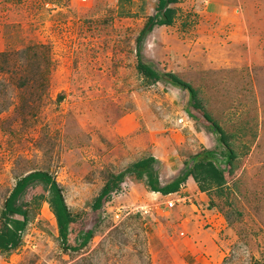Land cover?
Instances as JSON below:
<instances>
[{
    "label": "rangeland",
    "instance_id": "obj_1",
    "mask_svg": "<svg viewBox=\"0 0 264 264\" xmlns=\"http://www.w3.org/2000/svg\"><path fill=\"white\" fill-rule=\"evenodd\" d=\"M156 1L0 0V227L16 180L34 170L56 179L76 217L61 242L46 188L29 186L19 199L28 213L21 243L0 252V264L182 257L189 197L169 208V199L186 195L161 197L145 177H116L152 155L163 185L194 158L224 151L189 91L164 73L195 89L235 154L201 213L200 225L218 231V264H264V0L173 4L172 24L155 27L139 49L163 76L151 81L138 70L136 38ZM124 181L125 193L111 198ZM121 207L132 211L115 219Z\"/></svg>",
    "mask_w": 264,
    "mask_h": 264
},
{
    "label": "trees",
    "instance_id": "obj_2",
    "mask_svg": "<svg viewBox=\"0 0 264 264\" xmlns=\"http://www.w3.org/2000/svg\"><path fill=\"white\" fill-rule=\"evenodd\" d=\"M179 0H157L154 6L155 13L147 18L146 23L140 30L136 38V58L139 72L151 81H156L164 76L170 83L189 91L192 106L198 109L203 117L210 123L213 130L218 133V140L223 146L221 155L208 152L211 158H194L190 167L186 165V170L177 175L168 183L160 185L154 164L158 160L152 156L142 157L132 162L116 177L119 179L126 173H131L138 179L145 177V185L152 192H160L163 195L174 193L179 190L180 185L191 176L196 182L200 191L206 192L211 186H221L225 181L222 164H230L235 154L229 146L227 136L219 124L201 107L196 97L195 89L187 82L183 81L173 73L159 74L149 63L142 60L140 46L144 38L155 27L168 26L173 22L175 8L172 6ZM35 183H41L48 192L47 202L54 215L58 236L61 242L68 240L70 225L75 222L76 217L70 212L63 195V190L56 179L47 171L34 170L18 178L4 201V225L0 227V252L7 255L11 250L17 248L21 243V233L27 223V215L23 206L19 203L20 197L26 192L27 188ZM22 216V218L13 217Z\"/></svg>",
    "mask_w": 264,
    "mask_h": 264
},
{
    "label": "crops",
    "instance_id": "obj_3",
    "mask_svg": "<svg viewBox=\"0 0 264 264\" xmlns=\"http://www.w3.org/2000/svg\"><path fill=\"white\" fill-rule=\"evenodd\" d=\"M182 192L183 195L189 197L191 202L186 204L187 216L184 218L183 223L186 227L185 229V239H189V243L185 245L182 249V257L175 259V264H218L220 261L219 254L222 253L220 247L217 245L219 251L215 249L216 236H219L216 229L211 227L201 226V219L203 215L207 212V205L209 204V198L207 194L203 191H200L196 182L191 176H189L185 182L180 185L178 192ZM177 192V191H176ZM158 196L164 197L160 192H154ZM205 206L207 209H205ZM209 211V210H208ZM184 234V233H183ZM211 242L214 245V248L207 249ZM211 252V255L204 254L207 251Z\"/></svg>",
    "mask_w": 264,
    "mask_h": 264
},
{
    "label": "built area",
    "instance_id": "obj_4",
    "mask_svg": "<svg viewBox=\"0 0 264 264\" xmlns=\"http://www.w3.org/2000/svg\"><path fill=\"white\" fill-rule=\"evenodd\" d=\"M126 187H127V182L126 181L122 182L121 183V186H120V188L118 190L111 192V198H114L116 196L123 195L125 193V191L127 190ZM186 197L187 196H180V195H178V197L176 199H169L167 201V206L169 208L174 207L176 201L177 202L178 201H185V198ZM121 208L122 209H118L116 211L114 209L113 216H114L115 219H120V216L121 215H125L126 216V215H128L132 211V210L128 209V207H121Z\"/></svg>",
    "mask_w": 264,
    "mask_h": 264
}]
</instances>
